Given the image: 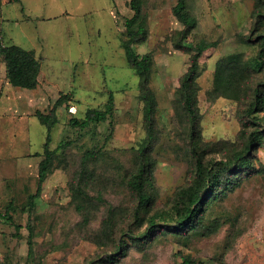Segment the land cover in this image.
Instances as JSON below:
<instances>
[{"label":"rangeland","instance_id":"rangeland-1","mask_svg":"<svg viewBox=\"0 0 264 264\" xmlns=\"http://www.w3.org/2000/svg\"><path fill=\"white\" fill-rule=\"evenodd\" d=\"M4 1L0 0V47L15 43L43 56L44 73L53 82L49 91L53 99L44 96L35 101L32 90L13 86L0 54V264H97L120 239H126L125 232L146 229L152 214H165L161 227L175 223L178 193L198 180L190 118L179 90L191 54L180 45L185 25L173 13L178 0H143L149 34L134 44L138 54L153 56L149 84L157 100L155 139L148 147L156 163L150 175L153 199L139 220H135L138 195L128 180L139 165L148 123L141 77L122 43L127 38L126 20L134 14L130 0L4 3L6 17L16 11L23 18L19 23L3 20ZM257 4L258 0H188L197 25L187 39L218 43L200 56L197 76L200 147L207 163L244 143L238 113L251 92L248 81L264 79L258 59L264 6L258 17L253 13ZM236 53H242L245 64L256 70L242 81L244 96L241 100L212 98L209 91L217 63ZM58 89L72 94L59 107L60 120L52 132L50 147L58 150L59 158L31 206L29 195L37 190L48 134L36 111H49ZM110 92L116 106L111 137L107 136L110 120L101 123L93 137L72 125L71 117L82 118L91 107L104 108ZM70 105L77 107L76 113ZM63 141L72 144L63 148ZM87 147L99 150L90 163L92 177L87 185L96 200H84L79 209L81 200L74 196L73 185ZM253 152L259 172L244 177L240 185L211 203L201 227L188 235L168 232L145 246H131L129 255L115 264H264V140Z\"/></svg>","mask_w":264,"mask_h":264},{"label":"trees","instance_id":"trees-1","mask_svg":"<svg viewBox=\"0 0 264 264\" xmlns=\"http://www.w3.org/2000/svg\"><path fill=\"white\" fill-rule=\"evenodd\" d=\"M21 1V0H10ZM143 0H130L134 14L126 20L127 38L123 40V46L131 65L138 70L141 77V97L145 102L144 114L148 123V139L142 144L139 150L140 162L135 172L131 174L128 182L138 195V205L136 207L135 220L141 218L142 210L148 206L153 199L149 187L153 186L151 173L156 163L152 160L148 152V147L155 139L153 132L154 112L157 105L155 94L150 87V77L153 67V56L151 53L138 54L134 49V44L144 41L148 38L149 27L147 14L143 11ZM264 0H258L255 15H262ZM175 16L185 25L180 45L190 52V66L181 77V86L179 90L182 93L184 107L191 123V137L194 143L193 151L195 153L196 172L198 180L189 188H184L178 193L176 200V221L171 224H164L161 227L160 221H165L164 213L152 214L148 219V226L142 232H125L126 239H120L115 244V250L107 257L100 259L97 264H115L129 255L131 246H145L147 242L153 241L159 234L168 232L188 235L197 230L202 225V219L211 203L225 196L228 191L240 185L242 179L259 172L253 164L252 154L258 144L264 140V79L252 81L248 85L250 95L246 97L245 107L238 113L242 128L239 136L244 139L241 148H235L231 153L222 159H210L207 163L201 154L200 147V122L201 113L196 108L197 98V76L200 73V56L209 48L217 46V41H208L201 39L197 43L187 39L188 34L197 25V19L188 9V0H178L173 7ZM262 47L258 53V59L262 64V75L264 77V34L261 35ZM0 54L3 56L7 68V78L13 86L33 89L39 84V74L42 60L36 56L34 49H27L18 44H8L0 47ZM242 53L230 55L217 63L215 82L211 87L209 94L212 98L233 97L241 100L243 80L248 79L249 72L256 71L253 67L245 64L242 59ZM249 76V77H248ZM246 79V80H247ZM71 93L61 92L60 96L47 112L36 111V116L40 122L48 129L46 142L44 144L42 158L39 162L38 186L35 193L29 195V204L34 206L36 199L42 192L43 183L53 170L56 160L59 158L58 150L51 148L53 139V130L59 122V107L70 101ZM114 93L110 92L108 102L104 108L91 107L85 113V116L78 118L71 117L72 125L79 127L85 133H91L92 137L97 133V128L101 123L110 120L109 132L107 136L111 137L114 129L115 117ZM72 141H63L60 146L67 147ZM234 154V155H233ZM99 150L94 147H87L80 161V167L76 174V184L73 185L74 196L81 200L78 202V208H83V201L95 197L87 191L88 180H91L90 163L97 158ZM233 155V156H232ZM99 196V195H98ZM96 200V199H95ZM110 216H111V212ZM29 215L30 236L34 232V225ZM133 242V243H130ZM190 259L186 258V261Z\"/></svg>","mask_w":264,"mask_h":264},{"label":"crops","instance_id":"crops-1","mask_svg":"<svg viewBox=\"0 0 264 264\" xmlns=\"http://www.w3.org/2000/svg\"><path fill=\"white\" fill-rule=\"evenodd\" d=\"M23 0H21V1H10V0H6V1H4L3 2V4H2V17H3V20H14L15 19V22L16 23H19L20 21H22L23 20V18H20L18 15H17V13H16V11L14 12V15L13 16H11V18L10 17H6V10L4 11V3H6V2H14V3H20V2H22ZM115 3V2H114ZM23 9L25 10V7H23ZM23 10V11H24ZM112 14H115L113 11L111 12ZM13 44H15V43H13ZM19 45V44H18ZM27 49H34V48H27ZM37 53V52H36ZM37 56L39 57V58H41V60L43 59V56H39L38 55V53H37ZM42 63H43V60H42ZM43 65V64H42ZM42 65H41V70H40V74H39V84H38V86L36 87V88H33V89H29V90H32L31 92H30V95H32V96H34V100L35 101H38L40 98H42V97H44L45 96V98H46V100H48V101H50L51 100V98L53 99V97H51V96H49V94H50V90H52V86H53V82L52 81H50V79L48 78V75L46 74L45 75V71H44V68L42 67ZM28 89V88H27ZM62 90H60V89H58V91L56 92V94H57V96H56V98L54 97V101H53V103L56 101V99L58 98V95H59V93L61 92ZM69 91H67V92H64V93H68Z\"/></svg>","mask_w":264,"mask_h":264},{"label":"built area","instance_id":"built-area-1","mask_svg":"<svg viewBox=\"0 0 264 264\" xmlns=\"http://www.w3.org/2000/svg\"><path fill=\"white\" fill-rule=\"evenodd\" d=\"M69 110H70L72 113H76V112H77V107H76L75 105H70Z\"/></svg>","mask_w":264,"mask_h":264}]
</instances>
